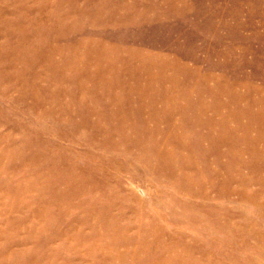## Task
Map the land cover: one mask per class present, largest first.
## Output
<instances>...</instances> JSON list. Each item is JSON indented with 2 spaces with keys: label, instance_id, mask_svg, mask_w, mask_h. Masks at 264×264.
Returning a JSON list of instances; mask_svg holds the SVG:
<instances>
[{
  "label": "rangeland",
  "instance_id": "obj_1",
  "mask_svg": "<svg viewBox=\"0 0 264 264\" xmlns=\"http://www.w3.org/2000/svg\"><path fill=\"white\" fill-rule=\"evenodd\" d=\"M0 264H264V0H0Z\"/></svg>",
  "mask_w": 264,
  "mask_h": 264
}]
</instances>
